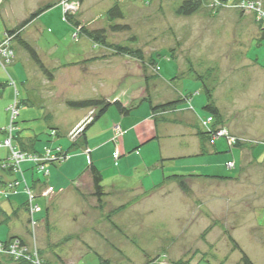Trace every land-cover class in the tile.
Masks as SVG:
<instances>
[{
  "label": "rangeland",
  "instance_id": "rangeland-1",
  "mask_svg": "<svg viewBox=\"0 0 264 264\" xmlns=\"http://www.w3.org/2000/svg\"><path fill=\"white\" fill-rule=\"evenodd\" d=\"M182 1L80 2L77 18L90 28H107L106 12L119 2L126 17L116 23L128 24L130 30L114 32L107 28L108 39L128 44L135 37L136 44L132 46L143 51L144 62L109 51L105 62L109 63V69L105 64L103 80L98 78L103 75V63L96 60L92 66L94 75L91 74L94 77L89 78L83 89L68 85L70 74L55 83V93L47 88L42 90L40 84V91H45L44 96L49 98L46 107L55 112L50 114L49 124L69 127L73 116L62 109L64 105L69 107L66 102L97 97V91L110 101L120 99L125 104L139 102L144 96H151L157 104L186 94L191 102L158 115L174 120L173 123H156L150 104L144 102L129 117L122 116L112 106L89 128V150L103 174V185L108 193L102 205H98L92 195L87 177L82 179L80 191L72 183L86 171L90 163L88 152L80 156L83 151L76 147L70 153L74 155L72 160L63 161L57 167L47 165L49 186L56 192L64 190L49 212L46 209L48 198L35 199L43 209L41 217L49 218L37 229L47 264H107L103 260L110 264H173L179 259H190L191 264H244L242 251L233 249L225 229L254 264H264L262 24L253 12L225 5L214 9L207 2L191 16H178L176 8ZM43 5V0H0V16L5 6L6 21L14 27ZM24 37L36 46L49 68L56 66V59L77 62L103 53L100 45L84 35L75 37V28L66 25L63 8L31 22ZM16 49L13 65L4 69L0 64V82L9 80L8 71L13 67L21 72H25V67H36L33 74L40 70L23 47L17 45ZM153 58L157 62L153 63ZM196 74H203L208 85L215 88L213 97L223 114L224 126L241 140L257 162L249 157L245 160L243 149L230 146L225 136L211 142L212 138L199 137L197 131H207L204 121L211 115L204 109L207 103L204 81L197 79ZM82 90L88 94L82 96ZM31 91L38 96L37 90ZM182 109L188 112L179 111ZM193 118L197 127L187 123ZM176 121L180 123L175 124ZM79 125L72 129L71 135L77 133ZM119 125L128 131L124 140L121 137L114 141V130ZM157 135L160 137L142 145L143 141ZM70 137L56 136L54 143L67 148L72 142ZM43 140H47L45 136L37 142V148ZM199 142L201 149L204 146L208 150L205 154H199ZM5 157L6 150L0 149V158ZM228 161L235 166L229 168ZM22 166H28L24 174L30 187L40 175L44 178L26 163ZM173 174L233 179L187 177L184 178L187 192L177 182H170L150 194L144 193ZM18 176L23 181L21 173ZM15 177L5 174L8 180ZM24 186L23 183L16 195L11 194L14 206L6 195L0 197V207L10 216L8 222L0 224V239H6L13 230L23 233L22 222L12 213L13 207L21 206L28 199L26 191L21 192ZM137 197L128 208L111 217L120 230L112 226L107 215ZM20 213L22 218L24 211Z\"/></svg>",
  "mask_w": 264,
  "mask_h": 264
},
{
  "label": "trees",
  "instance_id": "trees-1",
  "mask_svg": "<svg viewBox=\"0 0 264 264\" xmlns=\"http://www.w3.org/2000/svg\"><path fill=\"white\" fill-rule=\"evenodd\" d=\"M83 1L84 0H80V2H83ZM53 5H55V3L54 4L53 3L45 4V5L41 6L39 9H37L36 11L31 13L27 18H25L19 24H17L13 28H8L5 30V35H7L9 38H11V47L14 50H15L17 45H20L21 47H23L29 53L31 59L37 64V66L44 73V75L47 76L50 80H52L54 78L55 69L54 68L50 69L44 64L38 49L36 48V46H34L28 40H26V38H24L23 32L26 29V27L33 20H35L38 16H40L47 9H50ZM203 5H204V2L202 0H183L182 3L176 8V14L178 16H191V15L199 12L203 8ZM77 13L78 12L71 14V13L67 12L66 14H64V17L68 23H70L73 27L79 29V34H83L85 37L92 40L96 45H100L101 47L109 49L110 51H112V53L114 55L128 56V57L139 59L142 62H144L143 51L140 48H136V47L132 46V45L136 44V41H135L136 38L135 37H132L130 40V42H132V43H128V44L113 43V42H110L108 39L107 28H109L110 30H112L114 32L130 30V25L116 23V21L122 20L126 17L125 11L119 2L115 3L106 12V19L108 21V27L107 28L106 27L90 28L86 24H82V22L77 18ZM261 30H262V32H261L262 38L261 39H264V29H261ZM107 58L108 57L106 55L105 56H93V57L89 58V60H86V61H96L99 59H107ZM154 61L157 62V60L155 58H153V63H155ZM191 67H192V65H191ZM191 69L193 70V68H191ZM196 76H197V79H202L204 81L203 84H204V88H205L206 93H207V103L205 104L204 109L210 113L211 116H209V117H213V119H214V122L212 124V128H210V130H207L208 132L205 131L204 129H199L197 131V134L203 140H209L210 138L221 137V136H216L217 132L220 131L221 129H224V128L228 130V128L224 126L223 114H222L220 108L216 105V103L214 101L213 92H214L215 88H213V87L211 88L208 85V82L204 78L203 74H196ZM9 84H10L9 81L0 82V93H2V90L5 89ZM189 99H191L190 96L186 94L185 96H178L175 99H172V100H169L166 102H162V103H157V104L154 103L151 96H144L140 99L139 102H135V101L133 102L132 101L131 103H128V104H125L120 99H116L115 101H110V99L106 98L105 96H97V97H93V98H81V99L68 100L66 103L72 109H90V110L94 111L93 116H92V120L85 126V128L78 134V136L75 139H72L70 137L72 139V142H71L69 147H67L66 149H63L60 145L56 146V147L55 146L53 147L52 145H48L44 148V150L42 152H37L36 149H34V148L29 149L28 147H26L25 142L22 141L21 137L18 136L19 133L15 134V137H14L15 144L19 149H21L22 151H25V152L41 154V153H44L47 149L51 150L52 152H55L59 148L60 152L57 154L58 157H59L60 153L65 154V155L66 154L70 155L71 151H73L76 147H81V149H83V150H89V141H88V135H87L89 128L94 123H96L101 118H103L107 114V112L109 111L110 107H112V106L116 107V109L119 111V113L122 116H129L134 110L138 109L142 105V103L148 102L151 106L153 117H154L156 123H159V121L165 122V123H168V122L172 123V122H174V120L167 119V118L164 119L163 117L159 118L158 115L160 113H164V111H168V110H172V109H174V110L178 109L179 105L183 104L184 102H187ZM19 104L21 107L22 104H24V101L20 100ZM196 127H197V125H196ZM48 128L49 129L46 132L47 134H49L52 137H56V136L61 137L58 128L51 126V124L49 125ZM0 131H1V129H0ZM229 133H230V135H232V133L230 131H229ZM38 141H40V138L35 137L34 142H38ZM241 145H242L241 140L238 139L237 143L234 146L240 147ZM32 146L34 147V144ZM207 151L208 150L206 149V147L203 146L201 149V154H205ZM89 153H90V151H89ZM65 155H63V156H65ZM89 156H90V163H89L85 172H88V174L91 177L92 195L97 199L98 205H102V201H103L104 196H106L108 194L106 192L105 186L103 185V174L100 171V169L94 164L92 157H91V153L89 154ZM6 159L7 158L0 160V163ZM64 160H66V159H63V160L56 159V161L54 160L53 162H51V164H56V163L62 162ZM187 177H206V178H215V179H219V180L233 179L232 177H226V176H211V175H199V174L198 175H195V174H191V175L173 174V175L165 176L164 179L162 180V182L155 185L153 188H151V190L145 191L144 193L150 194L152 191H155V190L163 187L164 185H166L170 182H177L179 184V186L181 187V189H183L184 191L187 192L188 188H187L186 182L184 180V178H187ZM6 196H8V195H6ZM136 199H138V197L134 198L130 202H127V203L119 206L118 208H116L115 210H113L111 213H109L107 215V220L110 221L112 226H114L116 229H119L117 227V225L111 220V217L114 214H117V213L125 210L126 208H128L132 203H134L133 201H136ZM25 208H26V211L28 213V225H29V208H28L27 201L25 204ZM47 212H49V210ZM13 215L15 217H17V211L14 210ZM35 216H36V214H35ZM9 220H10V216L7 215L4 210H0V224L4 223V222H8ZM37 220H39V219H37ZM46 220L48 222L49 218L46 217ZM209 228H207L206 232L209 231ZM206 232H204V233H206ZM28 233H29V227H28L27 234ZM225 234L227 235L228 239L231 241V243L233 245V249L234 250L238 249V250L242 251V254H243L242 260H243L244 264H254L253 261L250 259V257L244 252V250L241 248L239 243L235 240V238L230 234V232L227 229H225ZM15 237H18V236H12V237L7 236L6 239H0V240L8 241V240L14 239ZM19 237H21V236H19ZM24 238H26V237H24ZM69 238H71V237H69ZM57 245H59V244H57ZM43 253L44 252L41 249L42 260L44 261V264H47L45 259H44ZM4 262H9L12 264H31V263L25 262V261L24 262L23 261L22 262H13L12 260L7 259V258H3V259L0 258V264L4 263ZM103 263L110 264L108 261L105 262V260H103ZM173 264H191V262H190V259H179L177 261H174Z\"/></svg>",
  "mask_w": 264,
  "mask_h": 264
},
{
  "label": "crops",
  "instance_id": "crops-1",
  "mask_svg": "<svg viewBox=\"0 0 264 264\" xmlns=\"http://www.w3.org/2000/svg\"><path fill=\"white\" fill-rule=\"evenodd\" d=\"M60 1L61 0H43V2L45 4H50V3L54 4L55 3V5H53L50 9H47L46 11H44L37 18H39L41 16H44V15H47L48 13H50L52 11L60 10L62 8V6L60 4ZM84 1H83V3H84ZM5 2H7V0H5ZM4 8H5L4 9V13H2V15L0 16V41L3 39V37L5 35V30L8 29V28H13L10 25H8V23L6 21V19H7L5 17L6 16V7L4 6ZM81 22H82V24H86L83 20ZM66 25L67 26L69 25V27H71V28L73 27L67 21H66ZM73 28H75V27H73ZM25 30H24V32H25ZM24 32H23V36H24ZM80 35L81 34H79L78 36H80ZM102 49H103V53H102L101 56H105L106 55L108 57L110 50L107 49V48H104V47H102ZM94 56H100V55H94ZM16 57H17V49L15 48V59H16ZM91 57H93V56H91ZM91 57L87 56L85 59H82V60L77 61V62H71V61L64 62V61L56 59V66L53 67L55 69V74H54V78L52 80H50L47 76H45L44 73L41 70H35V74H33L32 70L37 69L36 67L35 68L29 67L30 69H27V67H25V72L19 71L16 67H13L11 71L9 70L8 71V78H9L8 81H9L10 84L5 89L2 90V93H0V129H2V127L5 126L8 123V120H9L7 107L18 97V99L24 101V104H22V106L20 108V115H19V118H18L17 129H16L15 134L19 133L18 136L21 137L22 141L25 142L26 147H28L29 149H33L34 148V149H36L37 152H42L44 150V148L46 146H48V145H52L53 147L54 146L56 147V146L60 145L63 149H66V148H64V146L62 144L57 145L56 143H54L56 137L54 138V137H52V136H50L49 134L46 133L48 131V129H49L48 127L50 125L48 123L50 114L51 113H55V112H52L51 109L49 110V108L46 107V103L49 102V98L44 96V92L45 91H40V89H39L40 88V84H42V86H43L42 90H43V88H44V90L47 88L48 91H50L52 93H55V85L58 84L56 82L62 77H63V79H64V77H68V74H70V78H69L70 83H68V85L71 86V87L78 88V89L79 88L83 89L85 87V84H88L89 78L90 77H94L93 75H94L95 68L92 67V66H95L94 61H86V60H89V58H91ZM41 58H42V56H41ZM15 59H14V63H15ZM107 59H99L98 60V61L101 60L102 63H103L102 64L103 75H101L102 78H100L101 76H98V78L102 79V80L105 79L104 66L106 64L105 62L107 61ZM44 64L46 65L45 62H44ZM106 65H108L107 68L109 69V63H107ZM16 69L18 70L19 73L17 72ZM91 74H93V75L91 76ZM50 87L52 89H49ZM59 87H61V86H59ZM31 90H37L38 91V93H37L38 96L36 94H34L36 92L33 93V91H31ZM81 92L83 94L82 96H85V95L88 94V93H84L83 90L80 91V93ZM57 93H61V92H59L57 90ZM90 96H93V95H90ZM97 96H106V95L104 93H100V91H97ZM181 96H185V95H181ZM37 100L39 102H37ZM189 102H191V99H189L187 101V103H189ZM184 103H186V102H184ZM38 104H40V105H38ZM178 107H180V105ZM62 109L66 113L72 114L73 123L69 127L62 126L60 123L59 124H54L53 123V124H51V126H54L55 128H58L61 137H63V136H66V137L68 136L69 137V136H71L72 129L75 126H77L78 124H80L90 114L89 113L90 109H72L70 107H67L66 105H64ZM179 111H187V110L182 109V110H179ZM189 113L191 114L192 112H189ZM191 115H193V114H191ZM129 116H124V117H129ZM153 118L154 117H153V113H152V119ZM179 121H176L175 124L180 123ZM161 123H163V122H161ZM187 123H189L192 126L197 125L196 118H193V120H191L190 122H187ZM156 125H158V124H156ZM129 129H134V127L133 128H129ZM127 131L128 130H124V135H123L122 139L126 136ZM43 136H45V138L47 140H43V143H42L41 147L37 148V142H34V139H35V137H39L40 140L42 141V137ZM3 137H4V133L2 131H0V140ZM159 137L160 136L157 135V136H154L153 138H151V139H149V140H147L145 142L143 141L142 145H144V144H146V143H148V142H150V141H152V140H154L156 138H159ZM213 140L215 141V138L210 139V142L213 141ZM88 141H89V138H88ZM44 142H45V144H44ZM47 143H50V144H47ZM33 144H34V147L32 146ZM142 145L136 147L134 150L139 149ZM200 145L201 144L199 142V148H200L199 149V152H200L199 154H201V146ZM211 145L215 146L216 144H210V146ZM240 148L243 149V156L245 157V160H246L247 157H249V158H251L252 162H254V163L257 162L252 157V155H251L252 153L247 151L242 145L240 146ZM1 149H5L6 150V157L5 158H7L8 154H9L8 149L7 148H1ZM209 149H210V147H209ZM82 151L83 152L80 154V156H85L86 151L83 150V149H82ZM90 153H91V157H92V151H90ZM90 153L88 152V155ZM73 157H74V155L70 154V157L68 159L64 160V161H70V160H72ZM5 158H0V160L5 159ZM23 163H26L27 165H29L31 167V169L34 170V172L38 171L33 163H31V162H23ZM23 163L21 164L22 171H18V172H14V171H11V170H4V169H2L0 167V180H2V181H13V180L19 179L21 181V184L19 185V187L16 188V192H11L7 196L8 197V201L12 204V206H14V202L11 199V194L16 195L17 192H19V189L21 188L23 183L25 184V186L29 185L27 180H26V178H25V174H24L25 171H26L25 169L28 166L24 167L25 168L24 169L23 166H22ZM28 163H30L32 165H30ZM60 163L61 162H58L56 164H50V165L56 166L57 164H60ZM48 170H49V173L47 175L44 172L38 171V173H41V174L44 175V178H41L42 176L40 175L37 179L33 180L32 184H31V187L33 189H36V192L38 193V197H41L39 192L42 191V189L46 186V184H49V180H50L49 179V174H50L49 166H48ZM20 173L23 176V181L18 176V174H20ZM5 174H13L14 176L16 175V177L13 180H8V179H5ZM211 176H218V175H211ZM84 177L88 178V182L90 183V185L92 187V182H91L90 175L88 174V172H84L81 175V177H77V179H75L72 182L75 185L77 190L80 188V186H82L81 183L83 182L82 179ZM213 179H215V178H213ZM215 180H218V179H215ZM73 184H72V186H74ZM25 186H24V188H25ZM58 191L59 192H56L54 194V196L49 198V200H48V202L46 204L47 211L51 210L54 207L55 199H57L58 197L60 198V196L62 195V192L64 190L61 188ZM21 192L24 193L25 189H24V191H21ZM35 203H37V202L35 201ZM25 204H26V201L23 202V204L21 206H17L16 208L13 207V212H14V210L17 211V216L18 217H16V218H18V220H20L22 222L21 226H22V231H23L24 234L13 230L8 235L10 237H12V236L26 237L27 236V232H28V213L26 211ZM37 204H39V203H37ZM0 210H3V209L0 207ZM21 210L24 211V216L22 218H21V213H20ZM42 213H43V209L40 212L36 213V216H35L37 219H39L38 220V222H39L38 223V227H40L43 223H45V220H46V217H47V216L46 217H41ZM6 214L8 215L7 212H6Z\"/></svg>",
  "mask_w": 264,
  "mask_h": 264
},
{
  "label": "built area",
  "instance_id": "built-area-1",
  "mask_svg": "<svg viewBox=\"0 0 264 264\" xmlns=\"http://www.w3.org/2000/svg\"><path fill=\"white\" fill-rule=\"evenodd\" d=\"M204 3H208L214 9L225 5L229 8H234L239 11L253 12L256 15L257 20L262 24L264 29V3L261 0H202ZM60 4L64 10V14L76 13L80 8V0H61ZM1 12V7H0ZM79 35V29L75 28V37ZM15 59V50L11 47V38L4 35V38L0 41V64L4 69H7L9 65L13 63ZM20 99L18 97L7 107L8 111V123L2 127L1 131L4 133V137L0 140V149L7 148L9 151L6 160L0 163V167L4 170H11L14 172L22 171L21 164L23 162H31L36 169L40 172H44L46 175L49 173L48 164H51L56 159L63 160L68 159L70 155L61 154L59 157L57 154L60 152L58 148L55 152L47 149L44 153L35 154L25 152L19 149L15 144V131L17 129V122L20 115ZM94 111L91 110L90 116L86 117L78 126L79 129L76 134L72 133L71 138L75 139L78 134L85 128V126L92 120ZM214 122L213 117H208L204 121L207 130L212 128ZM114 141H117L124 135V130L121 126L115 127ZM53 134V133H52ZM216 136H225L230 146H234L237 143V138L230 135L227 129H221L217 132ZM89 152V150H85ZM65 155V156H63ZM229 168L235 166L234 162L229 161L227 163ZM21 181L19 179L13 181L0 180V197L8 195L11 192H16V188L19 187ZM25 191L28 195L27 204L29 208V233L26 238L15 237L8 241L0 240V258H7L13 262H29L31 264H44L41 255V248L39 245V239L37 234L38 220L35 218V214L42 210L41 206L35 203V199L38 197V193L34 191L29 185L25 186ZM56 191L46 184V186L39 192L40 196L44 198H51Z\"/></svg>",
  "mask_w": 264,
  "mask_h": 264
}]
</instances>
